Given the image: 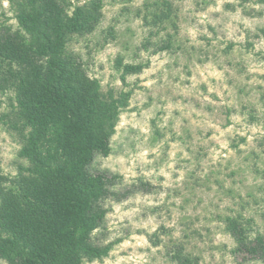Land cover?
<instances>
[{"label":"rangeland","instance_id":"rangeland-1","mask_svg":"<svg viewBox=\"0 0 264 264\" xmlns=\"http://www.w3.org/2000/svg\"><path fill=\"white\" fill-rule=\"evenodd\" d=\"M153 1L105 0L97 30L70 44L104 90L132 91L112 153L92 166L120 174L117 188L132 192L109 204L102 229L105 242L116 241L109 256L86 264H173L172 241L199 264H264L234 251L223 221L240 213L264 233V4L170 0L177 27L168 21L156 34L157 25L144 19L145 3L155 9L162 0ZM2 10L12 14L7 0ZM161 38L172 45L156 52ZM119 56L143 70L124 82ZM19 148L0 123L6 173L15 174Z\"/></svg>","mask_w":264,"mask_h":264},{"label":"trees","instance_id":"trees-1","mask_svg":"<svg viewBox=\"0 0 264 264\" xmlns=\"http://www.w3.org/2000/svg\"><path fill=\"white\" fill-rule=\"evenodd\" d=\"M7 1L12 14L0 12V104H5L0 123L20 148L15 174L0 164V259L6 264L103 260L116 244L102 238L109 204L132 191L117 188L120 174L92 166L98 155L112 153L132 91L104 90L70 44L97 30L106 2ZM145 7L144 19L157 25L156 34L168 21L177 27L170 0L156 3L157 11L150 3ZM159 42L156 52L172 45L170 38ZM116 65L124 82L144 68L120 56ZM262 177L264 192V172ZM223 221L234 251L264 263V233L254 230L253 219L239 213ZM150 238L154 245L162 242L158 232ZM167 248L173 264H199L184 243L172 241Z\"/></svg>","mask_w":264,"mask_h":264}]
</instances>
